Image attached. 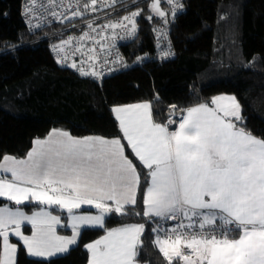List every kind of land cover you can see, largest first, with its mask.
Here are the masks:
<instances>
[{
    "label": "snow or ice",
    "instance_id": "snow-or-ice-1",
    "mask_svg": "<svg viewBox=\"0 0 264 264\" xmlns=\"http://www.w3.org/2000/svg\"><path fill=\"white\" fill-rule=\"evenodd\" d=\"M74 2L72 17L89 9L96 11L98 3L109 6V0ZM35 3L31 0L26 11L31 12ZM167 3L173 14L182 7L178 0ZM49 4L56 6V0ZM72 4L68 0L67 6ZM160 4L161 0H153L149 7L166 18ZM52 15L60 19L63 13ZM139 15L140 10L103 26L89 22V31L53 48L62 54L60 62L80 53L86 58L79 66L73 60L71 67L82 75L100 76L102 72L95 70L96 48L85 51V42L92 40L104 48V37L96 39L101 27L122 28L133 35ZM73 44L77 46L70 48ZM172 110L174 114L175 106ZM112 111L127 147L146 170L144 185L142 172L126 154L121 138H76L53 130L47 139L34 141L26 158L3 156L0 198L17 207L0 206V264H17L19 249L10 243V235L19 238L27 255L53 257L76 244L83 226L103 228L108 214L124 215L138 197H142L143 217L178 221L168 230L159 224L152 229L163 233L153 243L168 264H264V139L239 126L243 117L237 98L227 94L212 97L183 110L178 123L175 119L157 123L150 102L117 106ZM25 202L44 207L29 215L20 207ZM83 205L94 207L97 214H80L77 210ZM52 206L67 212L71 236L57 234L61 218L48 210ZM25 222L32 227L31 235L22 231ZM185 229L198 231H192L188 239ZM144 231V223L106 230L86 245L88 264H138ZM200 231L205 235H199ZM234 231L239 232L238 238H231Z\"/></svg>",
    "mask_w": 264,
    "mask_h": 264
},
{
    "label": "trees",
    "instance_id": "trees-1",
    "mask_svg": "<svg viewBox=\"0 0 264 264\" xmlns=\"http://www.w3.org/2000/svg\"><path fill=\"white\" fill-rule=\"evenodd\" d=\"M150 1L139 0L134 5L135 11L140 10L137 32L121 46L128 60L144 52L149 60L96 80L53 58L49 44L58 34L46 35L63 29L68 21L31 32L24 21L23 0H0V158L6 154L25 156L35 138L55 127L73 136L121 138L126 154L142 172L144 185L146 170L123 140L113 107L147 101L157 123L169 119L178 123L183 110L217 94L234 95L242 106L239 126L264 139V0H179L182 7L170 21L166 1L161 0L166 18L152 12ZM88 17L84 13L77 19ZM166 22L174 54L158 60L152 27ZM4 204L17 207L0 198V206ZM36 205L20 207L33 209ZM143 210L142 197H138L137 204L127 206L124 215L108 214L103 228H82L68 252L47 259L27 255L22 242L13 237L19 249L17 264H86L87 244L108 229L136 223L145 224L138 262L168 264L153 243L156 233L152 229L155 222L168 224L171 220H147ZM24 229L30 231L29 226Z\"/></svg>",
    "mask_w": 264,
    "mask_h": 264
},
{
    "label": "built area",
    "instance_id": "built-area-1",
    "mask_svg": "<svg viewBox=\"0 0 264 264\" xmlns=\"http://www.w3.org/2000/svg\"><path fill=\"white\" fill-rule=\"evenodd\" d=\"M139 0H115V3H111L109 0V6H104L100 3L97 4L96 11H91L90 9L84 13L89 16L88 18H79L80 16L70 17L67 19V16L71 15V12L75 9V2L73 0L72 7H68V0H56V6L49 4V0H36L35 5H32V11H26L28 7L31 5V0H23L22 4V12L24 15V21L31 32H36L39 29L45 27L47 24H51L53 22L59 21H68L66 26L63 29H60L56 32H52L47 34L46 36L56 35L58 36L52 40L49 44L50 51L53 55V58L56 62H58L61 66L70 68L75 70L77 73L82 75L76 68L71 67V63L75 60L79 66V62L82 59H85V56H82L80 53H77L66 62L61 61V55L54 50L53 46L59 44L62 40H66L69 37H79L83 32L89 31L87 24L89 22H94V26L96 25H106L110 21L117 22L121 20L124 16L129 15L132 12H136L133 7L137 4ZM167 3V0H165ZM81 5L85 2V0H80ZM179 2V0H178ZM169 7V21L175 16V14L171 12V5L167 3ZM52 12H56L58 15L63 13L60 19H57L52 15ZM74 19V20H71ZM168 21V22H169ZM136 23V18H135ZM130 27V25H129ZM155 36V57L158 60L166 59L171 57L174 54V45L169 33V25L166 23H155L152 27ZM97 31L100 33L99 36L96 37L97 41L100 40L101 36L104 37V48H101L99 44L94 43L92 40H88L85 42V51L88 48L95 47L96 51L99 55V59L95 62V70L102 72L100 76H92L87 75L89 77H93L96 80L102 79L105 76L116 73L120 70L126 69L130 66H140L145 61L149 60V55L147 53L138 54L133 60H128L125 55L121 51L122 44L128 42L133 39L135 33L133 35H128L127 30L122 28L116 29H104L98 28ZM137 32V29L136 31ZM96 35V33H93ZM77 45L73 44L69 46L70 48L76 47ZM165 53H170L169 55H164ZM71 55V54H70ZM107 61V63H105ZM86 70L88 66L85 65ZM86 76V75H82ZM147 220H150L149 218ZM172 221V222H171ZM170 223L164 224L162 222L154 223V228L157 227V224L160 225L164 230H168L175 226L178 221L171 220ZM192 231L196 230H187L186 238L190 239L192 235ZM238 233V231H234L230 234L232 237L234 234ZM157 235H163V233H156ZM199 235H205L204 231H200Z\"/></svg>",
    "mask_w": 264,
    "mask_h": 264
},
{
    "label": "rangeland",
    "instance_id": "rangeland-1",
    "mask_svg": "<svg viewBox=\"0 0 264 264\" xmlns=\"http://www.w3.org/2000/svg\"><path fill=\"white\" fill-rule=\"evenodd\" d=\"M153 2V0H151L150 1V4ZM160 7H161V9L163 10V11H165V8L164 7H162L161 6V4H160ZM230 7H232L231 9H232V11L234 10V8H235V6L233 5H231ZM230 7H228V9L230 8ZM152 10V9H151ZM152 12L154 13V14H156L153 10H152ZM157 15V14H156ZM53 130H61V131H65V132H68L67 130H65V129H63V128H51L50 130H49V132L46 134V135H44L43 137H38V138H35L34 140H33V144H32V147L29 149V151H31L32 150V148L35 146L34 145V141H36L37 139H40V140H45V139H47L48 137H49V134L53 131ZM69 133V132H68ZM70 134V133H69ZM71 135V134H70ZM71 136H73V135H71ZM73 137H76V138H84V137H101V136H98V135H92V134H88V135H83V136H73ZM101 138H105V137H101ZM105 139H108V138H105ZM28 151V152H29ZM28 152H27V154H28ZM27 154L25 155V156H23V157H16V158H26V156H27ZM6 155H9V156H13V155H10V154H6ZM13 157H15V156H13ZM3 175H6V176H8V178H10V174H3ZM37 204L36 202H25V204ZM36 208H33V209H26L25 207H22V209H23V211H25L27 214H29V215H31L34 211H38L41 207H44L43 205H39V204H37L36 206H35ZM49 211H51L52 212V214L53 215H58V216H60V218H61V223L60 224H58V225H56V232H57V234L58 235H61V236H71L72 235V230H71V227L69 226V224H68V214H67V212L66 211H64V210H61V209H59L58 207H56V206H52L51 208H49L48 209ZM80 214H97V210L94 208V207H92V206H89V205H83L82 207H81V209H79V210H77ZM26 226H29L30 227V231H27V230H25L24 229V227H26ZM87 227H91V228H99V226H83L82 228H87ZM81 228V229H82ZM59 229H64V230H67V231H60ZM22 231L24 232V234L25 235H31V232H32V227H31V225L30 224H28L27 222H25L23 225H22ZM156 236H157V234L155 235V238H156ZM13 237L14 238H17V239H19L18 237H15L14 235H10V243H14V244H16V242L14 241V239H13ZM78 239V238H77ZM75 245V244H74ZM71 246H73V245H71ZM71 246H69V248L71 247ZM61 254H64V253H59V254H57V255H55V256H58V255H61ZM33 257V256H32ZM54 257V256H53ZM37 258H42V259H47V258H50V257H37Z\"/></svg>",
    "mask_w": 264,
    "mask_h": 264
},
{
    "label": "crops",
    "instance_id": "crops-1",
    "mask_svg": "<svg viewBox=\"0 0 264 264\" xmlns=\"http://www.w3.org/2000/svg\"><path fill=\"white\" fill-rule=\"evenodd\" d=\"M218 95H221V94H217V95H215V96H218ZM227 95H232V94H227ZM214 96V97H215ZM142 102H147V101H140V102H133V103H127V104H121V105H116V106H114V107H117V106H123V105H130V104H136V103H142ZM195 106V105H194ZM113 107V108H114ZM192 107V106H191ZM113 114H114V112H113ZM114 116H115V114H114ZM116 118V117H115ZM117 120V119H116ZM117 122H118V120H117ZM118 124H119V122H118ZM108 139H113V138H108ZM126 142V141H125ZM126 144H127V142H126ZM105 235V234H104ZM238 236H239V232H238ZM238 236L236 237V238H238ZM94 242V241H93ZM90 243H92V242H90ZM89 259H90V252H89ZM89 259H88V262H89ZM88 262L86 263V264H88ZM138 264H142V263H140V262H138Z\"/></svg>",
    "mask_w": 264,
    "mask_h": 264
},
{
    "label": "bare ground",
    "instance_id": "bare-ground-1",
    "mask_svg": "<svg viewBox=\"0 0 264 264\" xmlns=\"http://www.w3.org/2000/svg\"><path fill=\"white\" fill-rule=\"evenodd\" d=\"M85 77H88V78H92V79H95V78H93V77H89V76H85Z\"/></svg>",
    "mask_w": 264,
    "mask_h": 264
},
{
    "label": "water",
    "instance_id": "water-1",
    "mask_svg": "<svg viewBox=\"0 0 264 264\" xmlns=\"http://www.w3.org/2000/svg\"><path fill=\"white\" fill-rule=\"evenodd\" d=\"M71 17V15L67 16V19H69Z\"/></svg>",
    "mask_w": 264,
    "mask_h": 264
}]
</instances>
